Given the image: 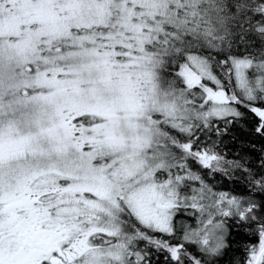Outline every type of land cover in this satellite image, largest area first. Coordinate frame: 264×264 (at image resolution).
<instances>
[{
  "label": "snow or ice",
  "instance_id": "obj_1",
  "mask_svg": "<svg viewBox=\"0 0 264 264\" xmlns=\"http://www.w3.org/2000/svg\"><path fill=\"white\" fill-rule=\"evenodd\" d=\"M0 264H264V0H0Z\"/></svg>",
  "mask_w": 264,
  "mask_h": 264
}]
</instances>
